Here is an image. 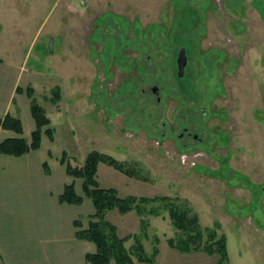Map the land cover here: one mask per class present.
I'll return each mask as SVG.
<instances>
[{
  "label": "rangeland",
  "instance_id": "1",
  "mask_svg": "<svg viewBox=\"0 0 264 264\" xmlns=\"http://www.w3.org/2000/svg\"><path fill=\"white\" fill-rule=\"evenodd\" d=\"M0 26V57L28 74L19 83L33 86L47 110L57 156L66 151L80 165L92 151L111 155L141 177L103 167L102 187L170 198L198 217L203 245L227 238L224 264H264V0H0ZM4 74L1 100L15 79ZM56 86L61 100L52 103ZM25 100L17 99L20 117L31 131ZM7 160L0 156L4 232L14 231L21 204L18 164L27 166ZM38 176L33 167L30 179ZM157 204L145 230L136 211L107 220L132 236L128 248L138 240L149 256L158 249L157 264H219V253L172 248L169 240L181 245L188 235L174 227L169 205Z\"/></svg>",
  "mask_w": 264,
  "mask_h": 264
},
{
  "label": "crops",
  "instance_id": "2",
  "mask_svg": "<svg viewBox=\"0 0 264 264\" xmlns=\"http://www.w3.org/2000/svg\"><path fill=\"white\" fill-rule=\"evenodd\" d=\"M1 31L2 27L0 26ZM0 59L2 60L0 63V79L5 75L4 72L15 73V79L8 88L7 97L3 100L0 99V118H3L8 113L19 117L24 128L23 137L30 141L36 125L34 120L31 123L27 122L31 131L27 130L23 117H20L22 110L19 101H17L18 98H25V102L29 101L25 110L27 117L30 116V99L25 92H17L18 88L26 89L19 82L23 79L26 81L28 74L23 72V67H19L17 64H14L15 66L5 64L4 58L0 57ZM14 137H17L14 132L0 128V142ZM55 145V134L54 141L44 135L42 146L38 151H33L21 158L0 155L3 158H10V160H7L9 162L5 163L10 168L16 165L11 162L16 161L14 159H24L27 164L26 167L18 164L23 168L21 175L24 174V177L16 182L18 198L21 204L15 208V213L18 215L16 214L14 231L11 230V225L9 228L5 226V232L0 228V255L5 264H46L47 262L49 264H88L86 255L96 252V246L93 243L77 239L76 232L78 229L74 224L75 221L79 220L83 229L88 228L90 216L95 213L93 202L84 195L83 181L67 174L66 166L61 163L64 154H67V152L64 151L61 156H57L54 150ZM67 156L68 161L77 164V162L71 161L72 156L70 157L68 154ZM84 162L80 164L82 165ZM45 164L49 166V174L45 170ZM33 167L39 175V180L30 179L29 177L30 170ZM103 167L116 173L119 172L113 167H107L103 163L100 164L97 173L100 187H102L100 171ZM126 177L131 179L129 176ZM132 179L134 180L135 178ZM72 183L75 184L77 194L84 199L81 205L61 204L59 201V197L64 193L65 187ZM5 209L10 211V208ZM82 219L85 220L84 223ZM49 240L57 243V246L48 247V245H45V242Z\"/></svg>",
  "mask_w": 264,
  "mask_h": 264
},
{
  "label": "trees",
  "instance_id": "3",
  "mask_svg": "<svg viewBox=\"0 0 264 264\" xmlns=\"http://www.w3.org/2000/svg\"><path fill=\"white\" fill-rule=\"evenodd\" d=\"M2 60L0 59V63ZM17 92L26 93L31 102V115L35 122V130L31 134V140L28 141L24 134L22 120L13 116L10 113L0 118V128L7 131L14 132L17 137L8 138L0 142V155L21 158L33 151H38L42 146L43 136L46 135L51 141H54V129L51 128L52 121L48 117L47 110L38 102L36 98V91L32 86H28L25 90L18 88ZM61 89L59 86L53 88L54 98L52 103H58L61 100ZM62 165L66 166L67 174L70 177L81 179L83 181V192L86 198L93 202L95 213L90 216V222L87 229H83L81 221H75V226L78 229L76 237L79 240H84L93 243L96 246L95 253H88L86 261L88 264H135V258L139 262L147 264H157L156 258L159 251L155 249L153 254L149 256L140 241L128 248L127 243L131 241L132 236L120 237L118 229L115 225L107 220V215L117 210L121 215H127L133 211L143 217L144 230L147 229L148 223L145 221L146 215H160L159 208H150L148 206L156 207L160 204L159 201L165 202L167 208L169 205V213L174 227L188 235V242L176 245L171 239L172 248L178 249L182 253L199 252L206 250L208 254H220L221 261L219 264H224L229 260L227 238L222 236L219 242H214L212 245H203V232L198 221V217H190L187 212H182L173 206L170 198H146L127 196L121 197L118 191L114 188H102L97 180V173L100 164H106L115 168L119 172L135 178L140 179L141 176H136L139 171L129 169L124 162L116 160L111 155L92 151L86 157L84 164H73L68 161L67 154H64L61 160ZM45 170L49 174L50 169L45 164ZM137 173V174H136ZM83 197L76 192L75 184H69L65 187L64 193L59 197L61 204L81 205ZM216 232L210 234L211 239H216Z\"/></svg>",
  "mask_w": 264,
  "mask_h": 264
},
{
  "label": "water",
  "instance_id": "4",
  "mask_svg": "<svg viewBox=\"0 0 264 264\" xmlns=\"http://www.w3.org/2000/svg\"><path fill=\"white\" fill-rule=\"evenodd\" d=\"M188 59H187V52L186 49H182L179 53L177 64H178V70H179V77L184 76L185 68L187 66ZM155 93L158 92V88H154L153 90Z\"/></svg>",
  "mask_w": 264,
  "mask_h": 264
},
{
  "label": "built area",
  "instance_id": "5",
  "mask_svg": "<svg viewBox=\"0 0 264 264\" xmlns=\"http://www.w3.org/2000/svg\"><path fill=\"white\" fill-rule=\"evenodd\" d=\"M183 161L185 162L188 159V156L185 154L182 156Z\"/></svg>",
  "mask_w": 264,
  "mask_h": 264
},
{
  "label": "flooded vegetation",
  "instance_id": "6",
  "mask_svg": "<svg viewBox=\"0 0 264 264\" xmlns=\"http://www.w3.org/2000/svg\"><path fill=\"white\" fill-rule=\"evenodd\" d=\"M156 94H158V93H156Z\"/></svg>",
  "mask_w": 264,
  "mask_h": 264
}]
</instances>
